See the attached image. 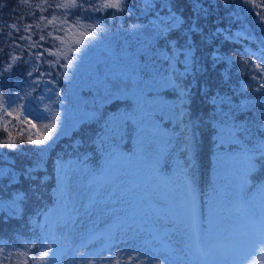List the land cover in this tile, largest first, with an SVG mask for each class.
Returning a JSON list of instances; mask_svg holds the SVG:
<instances>
[{
	"label": "trees",
	"instance_id": "obj_1",
	"mask_svg": "<svg viewBox=\"0 0 264 264\" xmlns=\"http://www.w3.org/2000/svg\"><path fill=\"white\" fill-rule=\"evenodd\" d=\"M64 2L0 0L3 5L0 7V73H3L0 75V168L8 172L0 178V199L10 201L17 193L26 197L21 202L22 218H9L6 210L0 212V236L10 243H18L12 257L4 260V264L17 261L24 264L25 260L27 264H34L31 257L38 255V250L31 245L25 248L24 244L47 233L49 225H61L53 228L61 249L58 264H71L68 258L76 248L77 236L98 232L112 217L123 218L128 222L127 227L134 230L147 227L151 221L157 224L156 228L172 225L184 212L182 202L188 197L194 198L198 191L204 203L228 199L264 204V200L254 194H241L237 181L240 144L235 143L220 124L231 107L236 121L244 123L251 133L242 143L251 148L264 140V133L257 131L258 123H264L261 119L264 90L257 91L264 82V73L255 68L262 63L247 48V45L253 49L259 45L264 47V0H201L206 9V15L202 13L198 20L203 36L209 37L217 29H227L232 41L225 40L222 34L206 43L200 35H192L196 55L207 70L194 78L190 101H184L188 114L183 122L180 116L171 113L153 114L151 122H145L149 131L143 141L138 138L133 114L138 113L137 96L141 89L145 99L155 96L147 87L137 86L141 81L150 83L149 61L154 56L149 46L155 42L152 34L142 33V28L134 26L148 25L158 13L169 12L190 23L191 0H169L168 7H162L160 0H152L154 7L147 12L142 11V0H127L131 14L106 9L89 11L83 16L79 9L55 7ZM92 2L99 4L100 0ZM54 17V24H48ZM78 17L77 26L74 22ZM65 18L73 25L67 37L63 31L55 30ZM14 23L19 32L9 27ZM188 23L184 24L185 28ZM27 25H32L30 32L23 31ZM89 25L95 27L97 38L87 41L82 53L72 51L75 40L86 39L82 33L93 31ZM237 30H242L246 36L236 34ZM50 32L53 36L65 37V42L54 40L48 35ZM29 35L31 41L20 39ZM41 35L45 36L44 41H40ZM172 38L184 44L185 37L180 32H172L169 39ZM33 41L39 46H31ZM159 46L164 47L165 41L161 40ZM214 50L221 57L215 64L208 55ZM37 53L40 59L36 58ZM64 57H76V60L71 66L63 67L68 64ZM57 60L54 68L44 62ZM9 64H12L10 71L3 72ZM31 68L39 71L28 77L26 73ZM40 71H51L53 75L40 77ZM115 76L131 80L127 99L102 103L98 90L109 88L108 79ZM192 79L189 77L184 83ZM32 80L55 82L40 83L34 90ZM45 88L52 91L44 92ZM202 90L208 97H225L226 103L220 106L217 102L213 106ZM25 93L43 94L45 99L37 104L31 97L25 99ZM161 95L169 105L181 103L172 92ZM9 99L16 102L7 107ZM24 105L31 111L25 112ZM125 113L133 118L113 131V116ZM22 115L30 121L24 120ZM106 122H111L107 129ZM188 128L195 133L194 150L188 148L191 134ZM47 136L52 138L44 144L29 142V137L36 140ZM9 140L15 143V148L7 146ZM25 169L31 170L37 179H27L23 174ZM250 180L264 182V167ZM122 200L125 203L119 206ZM117 213L120 216H111ZM133 217L135 223L131 222ZM97 221L103 222L102 225L97 227ZM117 228L120 230L119 226ZM17 233L19 242L13 239ZM166 247L162 244L159 249L168 254L171 251ZM23 252L28 255H19Z\"/></svg>",
	"mask_w": 264,
	"mask_h": 264
},
{
	"label": "snow or ice",
	"instance_id": "obj_2",
	"mask_svg": "<svg viewBox=\"0 0 264 264\" xmlns=\"http://www.w3.org/2000/svg\"><path fill=\"white\" fill-rule=\"evenodd\" d=\"M144 4V8L142 11H151L154 7L152 0H142ZM162 7H168L169 0H160ZM86 5H90V7H86ZM192 5V12L193 15L191 17V22L184 20L183 17L178 16L174 12H169L168 19L165 21H161L160 24H153L149 22L148 25H136L134 26L136 29L145 28L150 30L154 45H150L153 52L154 59L149 61L151 65V69L148 72L150 78V84L146 87L149 91L154 92L155 96L152 99H145L144 98V90L141 89L139 95L137 96V109L138 113L133 114L136 118L137 128H138V138L143 141L144 134L149 131V129L145 126V122L150 123L151 117L155 113H159L161 115H167L169 113L173 115H177L181 117V122H183V117L188 114V105L184 103L185 100L190 101L191 98V89L195 86L194 78L206 71L207 69L203 64L200 63L199 58L196 55V46L195 41L192 39L193 34L200 35L204 42L210 43L211 39L215 38L216 36L224 35L225 40L232 41V34L227 29H217L214 33H212L209 37L203 36V30L200 28L198 24V20L201 14L206 15V9L204 8L201 0H191ZM3 7V5H0ZM39 7V5H37ZM56 8L62 9H79L81 12V16L84 15L86 12H98L106 9H114L118 12H128L131 14L129 7L127 6V0H100L99 4L93 3L92 0H65L64 3L56 4ZM65 17H67V12H65ZM264 18V17H262ZM44 19V17H41ZM54 17L52 20H48V24H54ZM188 23V27L185 28L184 24ZM75 25L80 24V18L78 17L74 22ZM60 25L56 27V31L60 32L63 31L65 33V37L70 35V29H72L73 25L68 23L67 18L60 21ZM66 26V27H64ZM12 29L16 32H19L20 29L14 23L10 25ZM89 27L93 28V31L87 34L82 33V37L86 36L85 38L78 39L74 41L72 46V51L80 54L84 51L85 47L87 46V41L96 39L95 35V27L89 25ZM32 25H27L23 31L30 32ZM102 31H107L106 29H102ZM178 31L182 37H185L184 44L181 45L179 40L176 38L169 39V36L172 32ZM0 34H2V29H0ZM54 40L60 41L61 44L65 42V37L61 36H53V33H48ZM9 36H12V32H9ZM21 40L28 39L31 41V36H21ZM40 41L45 40V36L41 35L39 37ZM163 40L165 41V46L160 47L159 42ZM31 46L38 47V42H32ZM55 47V45H54ZM47 52V49H44ZM247 51V50H245ZM49 55H55L54 52H49ZM244 53H241L243 55ZM31 55V53H30ZM212 60V63L215 64L217 61L221 59L218 51H212L208 54ZM260 56L262 58V64H264V51H261ZM36 58L40 59V53L36 54ZM68 59V64L62 65L63 67L71 66L76 57H64ZM13 59H19V57H14ZM48 63L50 68H54L58 60L53 61H44ZM159 62L160 66L157 67V63ZM28 63V61H25ZM166 63V66H165ZM246 63V62H245ZM262 64H256L255 68L260 69L262 73H264V67ZM12 67V64H9L4 67L3 72H9ZM147 67V65H146ZM34 71H39L36 68H31L27 73L26 76L32 77ZM3 73H0L2 75ZM45 75L52 76L53 73L51 71L45 73L43 71L39 72L40 77H44ZM189 77L193 79L188 83L185 84L184 81L188 80ZM59 77H56L58 79ZM253 79H256L255 75ZM55 81H42V80H32L31 84L33 88H38L40 83H54ZM264 90V82H261L260 88L257 91ZM44 92H51V88H45ZM204 91V90H202ZM164 92H172L176 95L177 99L181 101L179 105H169L166 99L161 95ZM206 100L213 104V106L217 105L219 102L220 106H223L226 103V98L221 97L219 95H213L211 97L207 96V92L204 91ZM17 98H20L19 93L15 94ZM58 96L59 93H56ZM128 95V87L125 84L124 86H114L112 88H105L104 96L102 97L103 102H119L121 100H126ZM9 97L12 96L11 93L8 94ZM31 97L33 101L37 104L42 103L45 99L43 94L32 95L31 93H25V99ZM16 101L14 99H9L7 101V107H10ZM24 111L30 112L31 109L24 105ZM247 106H245V109ZM11 113H9L10 115ZM133 116H129L127 113L120 115L119 117L113 116L114 127L113 131L121 128L122 126L126 125L128 120L132 119ZM261 119H264V113L261 114ZM111 122H106L105 127L106 129L109 127ZM221 127L226 129L227 135L232 138V140L240 144V155H239V163L240 167L237 172V181L238 186L241 194L243 196H248L249 194H254L258 196L260 200H264V182H256L253 183L250 180L259 168L264 167V140L256 142L253 147L249 148L242 143V139L246 138L251 135L249 128L241 122L236 121L235 113L229 108V112L225 114V119L220 121ZM35 127V125H33ZM47 127V126H46ZM188 126H186L187 128ZM51 131V129H49ZM188 131L191 133L188 137V148L189 150H194V140H195V133L191 132V129L188 128ZM258 132L264 133V123H258ZM219 132V130H218ZM223 135V133H219ZM52 137L47 136L43 139H36L32 140L29 137V142L33 144H44L45 141L50 140ZM103 143V141H102ZM7 146L9 148H15L16 145L13 141L9 140L7 142ZM2 147V145H0ZM257 160L260 163H257ZM23 174L26 176L27 179L35 180L37 177L32 175L31 170L25 169ZM8 175L3 168H0V178ZM15 176L13 174V180ZM12 181L10 180L9 183ZM43 182V181H41ZM26 199L25 196H21L19 193L10 200L4 201L0 199V212H4L6 210L7 217H16L22 218V207L21 202ZM54 227H61L59 224L49 225L48 232L42 236H37L34 239H29L24 244V247L27 248L28 245H31L33 248L38 250V255H33L31 259L33 260L34 264H58L59 255L61 249L57 246L58 245V238L55 236L53 232ZM243 236V243H240L238 237L235 239L234 243L237 247V257H238V264H244V255H243V246L244 245H251L259 243L264 245V224L259 222V219L255 215H249L248 218V231L241 234ZM65 241H67V237H62ZM14 240L19 242L20 234L17 233L13 237ZM18 247V243H10L8 239L0 236V264H4V260L10 259L13 255L14 249ZM88 244L86 241L82 240V242L75 248L74 256L82 258L83 261H86V264H111V261L102 255L100 252H95L92 254L94 259L89 258V254L85 251H81V249H86ZM55 249V251H54ZM103 249H101L102 251ZM21 256H27V252L19 253ZM130 261H138L139 254L137 256L129 257ZM24 264H27V261H24ZM80 264V262H77ZM119 264V262H117ZM139 264H143L142 261ZM151 264V261H149Z\"/></svg>",
	"mask_w": 264,
	"mask_h": 264
},
{
	"label": "rangeland",
	"instance_id": "obj_3",
	"mask_svg": "<svg viewBox=\"0 0 264 264\" xmlns=\"http://www.w3.org/2000/svg\"><path fill=\"white\" fill-rule=\"evenodd\" d=\"M169 14L158 13L152 18L153 23L160 24L161 21L168 19ZM142 33L151 34L150 30L142 28ZM236 34L246 36L242 30L235 31ZM253 39V38H252ZM247 48L253 51L259 61L262 63L260 56L261 51H264V47L259 45L257 48L252 49L249 45ZM264 66V64H262ZM127 85L128 89L132 86L129 78L115 76L112 79H108L109 88L114 86ZM149 82H138V87H146ZM98 94L101 99L104 96L102 88L98 90ZM23 116V115H22ZM38 130L39 124L37 126ZM230 200L226 199L216 202L214 206H209L206 210V216L204 218L205 227L199 234L202 237V242L197 244L196 251H191V236L189 235V218L192 211V203L187 201V207L189 213L184 212L182 216L178 217V221L175 224L165 226L163 229L157 227L154 222H148L147 227L134 230L127 227L126 222L118 217H112L103 224L101 232L98 233V239L93 242H89L86 249H81L89 254L90 259H94L92 256L95 252H100V255L107 257L111 264H139L140 261L143 264H238L237 247L234 243L238 237L240 243H243V236L241 234L248 231V218L249 215H255L258 217L259 222L264 224V204L252 205L251 208H234L232 207ZM125 203L124 200L119 202V206ZM186 206V205H185ZM151 207L154 208V202H151ZM118 215L111 214V216ZM187 218V221H186ZM96 221V220H95ZM132 223L136 222V218H132ZM99 227L103 222H95ZM120 227L118 230L117 227ZM155 235H161L162 238H166L167 242H170L171 252L166 254L161 251L160 244L155 239ZM78 240H76V247L82 242L83 234ZM158 239V238H157ZM195 240H193L194 242ZM190 245V253L186 248V245ZM101 249H103L101 251ZM75 250V248H74ZM202 251L204 256H200L199 252ZM139 254L138 261H130V256H137ZM190 254L196 256L192 258ZM244 264H264V245L259 243L244 245L243 246ZM71 264H86L82 258L74 256V252L69 256ZM16 264H19L17 261Z\"/></svg>",
	"mask_w": 264,
	"mask_h": 264
}]
</instances>
